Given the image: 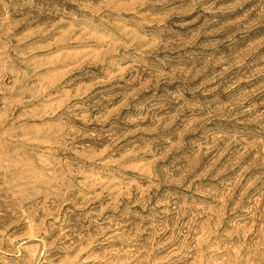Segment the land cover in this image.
I'll use <instances>...</instances> for the list:
<instances>
[{
    "label": "rangeland",
    "instance_id": "rangeland-1",
    "mask_svg": "<svg viewBox=\"0 0 264 264\" xmlns=\"http://www.w3.org/2000/svg\"><path fill=\"white\" fill-rule=\"evenodd\" d=\"M0 264H264V0H0Z\"/></svg>",
    "mask_w": 264,
    "mask_h": 264
}]
</instances>
